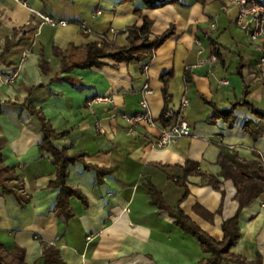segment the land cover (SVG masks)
Returning <instances> with one entry per match:
<instances>
[{
    "label": "crops",
    "instance_id": "1",
    "mask_svg": "<svg viewBox=\"0 0 264 264\" xmlns=\"http://www.w3.org/2000/svg\"><path fill=\"white\" fill-rule=\"evenodd\" d=\"M238 12L226 0H180L159 8H148L141 0H0V101L17 103L4 105L0 115V151L5 164L17 169V191L29 197L22 202L15 194H0V241L10 249L25 248L30 264L203 260L207 254L201 243L176 224L169 210L153 202L149 185H156L168 206H181L221 240L224 221L239 208L236 186L222 175V147L264 166V137L256 142L243 130L247 119L258 121L249 108L236 110L237 122L230 129L223 120L208 122L214 108L204 101L230 108L243 98L246 83L250 100L264 109V40H249L236 25ZM39 13L69 24L53 26ZM143 16L154 21V37L176 27L154 58L121 64L107 60L99 68L62 70L64 59L83 60L85 45L104 35L128 45V33L120 31L142 25ZM211 38L218 43V55L213 54ZM42 52L51 68L48 74L40 67ZM188 68L194 79L186 84ZM171 70L170 107L180 111L184 99L189 100L185 118L193 133L161 148L155 144L159 128L132 124L123 115L141 112L146 98L159 120L166 107L162 76ZM11 77L13 82L8 81ZM97 97L106 100L96 102ZM24 103L42 108L58 132L66 131L54 138L56 146L69 148L71 154L86 153V162L109 170L100 183L97 172L87 170L84 162L69 167L68 183L81 189L90 205L85 209L73 199L77 215L69 222L55 214L60 190L50 188L57 177L53 157L40 151L43 124ZM187 160L200 163L207 176H189L186 184L177 183ZM214 177L220 181L217 186ZM240 227L241 237L231 251L249 260L258 254L264 257V192L244 207Z\"/></svg>",
    "mask_w": 264,
    "mask_h": 264
},
{
    "label": "trees",
    "instance_id": "2",
    "mask_svg": "<svg viewBox=\"0 0 264 264\" xmlns=\"http://www.w3.org/2000/svg\"><path fill=\"white\" fill-rule=\"evenodd\" d=\"M124 2H135L138 0H123ZM148 8H159L170 3H179L180 0H141ZM202 4L206 0H199ZM144 23L142 25H133L120 33H128V45L121 46L111 41L106 35L100 40L91 42L84 47V57L81 61L67 62L62 61V70L70 72L76 67L79 68H99L105 61L111 60L116 64L129 62H142L147 58H154L158 49L166 42L168 38L176 33V27L172 25L162 35L153 36L154 21L147 16H143ZM213 47V54L218 55V43L211 38ZM40 67L44 74H48L51 70L49 62L42 52ZM239 71L243 79L245 74L243 72V65L239 66ZM174 78V71L171 70L162 76L165 83L163 90L166 107L162 116L157 120L162 127L168 126L173 120L179 118L180 111H174L171 116H168L172 108L170 103L172 96L169 93V84ZM72 77H56L54 80L67 81L72 80ZM194 77L192 70L189 68L185 72L186 84L193 81ZM35 87L29 91L32 92ZM205 103L214 108V114L208 119V122L216 124L223 120L230 129H233L237 122L236 110L243 106L249 108L250 112L258 118L247 119L243 130L249 134L254 141H258L264 137V109L259 108L254 102L250 100V87L245 83L244 95L242 99L236 100L232 106L227 109L218 107L215 103L204 98ZM6 104H17L12 100L0 101V115H4ZM31 115L40 119L43 124L42 133L43 141L40 144V151L43 154L49 153L53 157V164L57 168V177L50 183V188L59 189L58 201L55 207V214L58 217L64 218L69 222L76 217L77 213L72 207V200L79 199L85 209L89 208L88 197L81 189L74 187L68 183L69 167L77 162H84L87 170H95L98 174L100 183L104 181V176L109 173L108 169L92 165L85 160L86 153L69 152V148H59L54 143V138L65 135L66 131L58 132L48 120L42 108H37L33 103L22 105ZM219 163L223 166L222 175L231 180L237 188L236 199L239 201V208L236 214L224 221L222 230L224 236L221 240L212 236L208 231L202 228L181 206L171 207L165 202L164 195L159 189L150 182V193L153 197V202L158 204L162 209L170 211L171 215L176 219V224L180 226L185 232L192 234L201 243L204 252L207 256L197 264H264V257L258 254L255 260H249L246 257L234 254L231 249L238 242L241 237L240 217L241 212L245 206L250 204L253 199L264 192V166L257 160L247 161L238 155L236 152H227L226 147H222ZM183 169V176H181L177 183L186 184L189 176H207L200 167V163L187 160ZM212 181L213 177L209 176ZM220 181L214 177V185H219ZM0 187L2 188L1 195L7 196L15 194L20 201L28 202L29 197H26L17 191L20 188L19 174L16 167H11L5 164L2 151H0ZM47 254V252H46ZM48 260H50L47 257ZM0 264H30L26 261V249L21 246H16L13 249L0 241Z\"/></svg>",
    "mask_w": 264,
    "mask_h": 264
},
{
    "label": "built area",
    "instance_id": "3",
    "mask_svg": "<svg viewBox=\"0 0 264 264\" xmlns=\"http://www.w3.org/2000/svg\"><path fill=\"white\" fill-rule=\"evenodd\" d=\"M226 1L229 5L238 7L239 12L236 18V25L242 32L245 33L249 40L252 42H259L261 40H264V3L258 0ZM25 5L28 6V3H25ZM39 16L44 20V22H47L53 26H66L69 24V21L58 20L56 18L45 16L41 13H39ZM82 26L83 30L87 33L91 31L90 28L86 27L84 24ZM111 31L116 33L114 29H112ZM215 59H217V57H215ZM260 67L262 74H264V52L260 59ZM13 80L14 77H11L8 81L13 82ZM104 100L106 99L103 97H97L95 99L96 102H102ZM188 105L189 100L184 99L179 118L173 120L171 124L165 127L160 126L157 120L154 119L150 103L146 98L141 102V112L133 115L124 114L123 116L124 118L131 121L132 124L147 123L151 127L159 128L160 135L156 139L155 144L158 147L163 148L174 141L192 135L193 127L185 118V108ZM173 112L174 111L171 110L168 116H171Z\"/></svg>",
    "mask_w": 264,
    "mask_h": 264
}]
</instances>
